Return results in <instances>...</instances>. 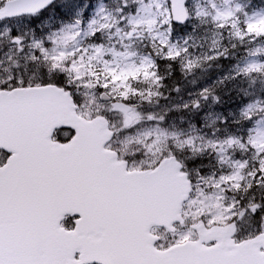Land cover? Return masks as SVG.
I'll return each mask as SVG.
<instances>
[{"label": "snow or ice", "instance_id": "obj_1", "mask_svg": "<svg viewBox=\"0 0 264 264\" xmlns=\"http://www.w3.org/2000/svg\"><path fill=\"white\" fill-rule=\"evenodd\" d=\"M188 3L181 0L166 27L163 20L160 28L148 23L152 46L158 48L156 56L162 61L176 63L189 51L171 39L174 21L183 24L188 19ZM68 6L66 0H13L8 4L0 0V22L12 16L39 19L45 12L63 17ZM129 16L133 31L127 36L132 38L141 21ZM213 21L221 32L233 30L242 44L246 39L249 43L264 39V34L257 37L249 31L252 24L264 23V12L250 16L237 7L226 14L217 11ZM41 27L37 24L29 29L34 38ZM66 27L71 30L72 25ZM88 28L85 36L91 43L83 52L102 62V71L83 73L77 60L83 61L84 56H77L78 49L57 55L56 44L64 38L53 30L34 39L31 47L37 59L52 46L48 58L55 75L37 85L11 77L0 80V264H264V205L249 202L237 213L239 200L225 203L224 196L208 197L209 188L223 193L224 186L230 185L239 191L248 161L236 160L235 172L222 173L210 185L215 173L200 175L204 186H194L187 165L177 156L181 142L168 144L166 150L156 148L167 139L165 117L142 120L139 107L148 101L137 104L136 98L144 94L127 81L120 85L115 78V58L133 54L119 53L115 46L106 49L100 32L93 30V24ZM11 31L5 26V34ZM12 39L21 45L18 35ZM221 55L217 53L216 58ZM143 59L144 67L157 66L151 53ZM238 71L264 74V63L245 64ZM128 79L140 80L141 76L133 73ZM155 79L159 83L160 78ZM82 89L98 101L94 112L84 111ZM253 107V103L246 104L247 121H253ZM142 124L153 125L137 142L143 148L122 153V138L136 140ZM257 135L264 138V129L257 130ZM182 143L195 149L192 138ZM225 143L253 151L256 166L248 176L264 188V146L257 148L251 137L247 144L233 138ZM150 155L152 159L145 164ZM136 159L140 166L132 163ZM246 212L253 217L259 212L260 223L254 232L237 239L236 221ZM157 229L168 234L166 241Z\"/></svg>", "mask_w": 264, "mask_h": 264}, {"label": "rangeland", "instance_id": "obj_2", "mask_svg": "<svg viewBox=\"0 0 264 264\" xmlns=\"http://www.w3.org/2000/svg\"><path fill=\"white\" fill-rule=\"evenodd\" d=\"M66 2L69 6L64 9L63 17L45 12L39 19L16 18L0 22V80L8 81L11 77L35 84L47 79L50 74L55 75L50 71L51 61L48 58L53 54L52 46H49L47 55L40 54L37 59H33L34 50L31 47L34 39L49 35L53 30L60 31L64 38L56 44L57 55L78 49L77 56H84L83 61L77 60L83 73L86 74L89 70L102 71L103 63L97 62L95 58L89 59V54L83 52L91 43L85 33L90 31L88 25L93 24V30L99 31L103 36L102 42L106 49L115 46L119 53L133 54L128 58L116 57L112 67L120 85L127 81L144 94L139 98H149L148 102L139 107L142 120L148 121L149 116L156 119L165 117L163 128L167 139L156 145V148L166 150L168 144H177L179 140L181 143L176 147L177 156L184 163H188L187 172L194 186L197 183L204 186L199 179L200 175L207 177L215 173L214 180L208 182L210 185L218 180L222 173L235 172L237 169L233 165L236 160H247L248 167L242 170L244 179L239 181V191L230 185L224 186L223 193L209 188L208 197L214 199L216 196H224L227 198L225 203L231 202L233 198L239 200L237 213L249 202L258 203L264 199V188L257 186L255 180L248 176V172L256 166L257 158L253 151H244L237 144L225 143L228 138H233L247 144L251 137L257 141V148L264 146V138L257 135V130L264 129V74L259 71L243 74L238 71V67L242 68L245 64L264 63V39H252L251 43L246 39L242 44L234 38L233 30L221 32L213 21L217 11L226 14L237 7L248 12L250 16L264 12V0H189L188 21L183 26L173 25L171 34L172 43L182 49H189L188 53H183L176 62L181 67L183 84L179 88L166 89L163 96L160 93V84L156 83V71L150 63L144 67L143 58L151 53L153 60H160L156 56L158 48L152 46L148 23L154 22L153 26L160 28V21L163 20L166 27L170 18L167 0ZM125 4L128 7H124ZM129 13L141 21L132 38L126 37L128 31L133 30L129 23ZM48 17L52 19L49 20ZM240 18L244 19L243 13ZM45 21L48 26H44ZM77 21L80 23L77 24ZM37 24L42 27L36 30L34 38L29 29ZM68 24L72 25L71 30L66 27ZM5 26L12 30L11 33L5 34ZM118 26L121 28L120 32L116 31ZM249 31L260 37L264 34V23L252 24ZM15 35L22 40L19 46L11 42ZM233 44L236 45L235 48ZM144 49L149 51L148 55L141 53ZM217 53L223 55L216 58ZM224 55L227 59L223 58ZM67 58L72 60L70 55ZM133 73L141 76V79L129 80ZM170 91L172 94L176 93L170 96ZM81 95L84 111L94 112L98 101L91 97L88 90L82 89ZM136 101L137 104L140 103L139 100ZM248 102L254 104L251 110L253 121H247L244 114ZM194 103H198L199 107L193 108ZM104 107H109V103L104 102ZM150 127L153 125L142 124L139 135L132 142L122 138L119 143L121 152L128 154L143 148V144L138 148L137 142L143 140V133ZM189 138L193 139L195 149L182 143ZM151 159V155L145 158V164ZM132 163L140 166L139 159L133 160ZM248 183L253 185L251 189H247ZM261 204L264 205V202ZM259 216V212L255 217L246 212L239 218L236 221L237 237L242 238L254 232L260 223ZM167 239L168 234L164 233L162 241Z\"/></svg>", "mask_w": 264, "mask_h": 264}, {"label": "trees", "instance_id": "obj_3", "mask_svg": "<svg viewBox=\"0 0 264 264\" xmlns=\"http://www.w3.org/2000/svg\"><path fill=\"white\" fill-rule=\"evenodd\" d=\"M157 63L159 76L164 81H162V84L164 85V89H162V92H165L166 89L172 90L173 88L181 87V85L183 84V78L181 76L179 66L177 64L166 61H157ZM140 99V104L142 101H145V98L143 97Z\"/></svg>", "mask_w": 264, "mask_h": 264}, {"label": "water", "instance_id": "obj_4", "mask_svg": "<svg viewBox=\"0 0 264 264\" xmlns=\"http://www.w3.org/2000/svg\"><path fill=\"white\" fill-rule=\"evenodd\" d=\"M13 0H8L5 2V4L12 3ZM181 0H171V12H172V17L177 14V6L180 5ZM175 23H179L177 21H174Z\"/></svg>", "mask_w": 264, "mask_h": 264}]
</instances>
